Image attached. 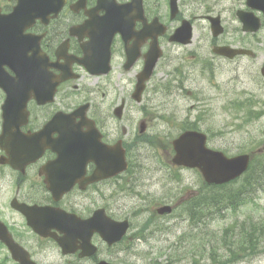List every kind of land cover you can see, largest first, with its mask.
Listing matches in <instances>:
<instances>
[{
  "label": "flooded vegetation",
  "instance_id": "af4514ba",
  "mask_svg": "<svg viewBox=\"0 0 264 264\" xmlns=\"http://www.w3.org/2000/svg\"><path fill=\"white\" fill-rule=\"evenodd\" d=\"M260 5L264 8V1ZM250 11L263 27L264 10L248 0H0V264L29 258L36 264L121 263L114 249L125 244L133 250L141 228L134 227L138 208L127 211L110 193L114 184L138 181L136 152L127 149L143 137L134 128L127 138L128 107L138 105L139 122L150 125L156 114L149 111L164 106L158 95L190 93L185 81L193 71L182 69L187 61L218 87L220 61L254 55L229 58L214 51L217 46L252 50L256 32L244 28L254 18L244 23L238 15ZM228 31L248 41L223 39ZM152 62L148 79L140 83ZM160 63L171 67L172 80L157 78ZM120 142L129 155L128 169L95 178L105 149ZM173 200L172 191L158 204L174 206ZM97 209L104 214L96 220L128 219L122 241L109 246L94 220L82 224ZM29 220L48 235L36 232ZM61 237L72 239L73 251L62 252Z\"/></svg>",
  "mask_w": 264,
  "mask_h": 264
},
{
  "label": "rangeland",
  "instance_id": "374dc122",
  "mask_svg": "<svg viewBox=\"0 0 264 264\" xmlns=\"http://www.w3.org/2000/svg\"><path fill=\"white\" fill-rule=\"evenodd\" d=\"M227 17V14H225ZM223 39L230 41L245 40L240 33L226 32ZM250 46L254 50L253 57H237L232 61H220L222 71L220 74V85L214 87L209 80L193 70L191 62L187 61L185 71L192 70L185 83L190 93L184 89L173 90L171 95H158L164 103L163 107L152 110L150 114H157V118L147 128V132L157 133L160 139L171 138L178 133L183 120L196 121L202 130L212 134L209 146L226 150L229 155H235L253 149L254 139L264 138V115L257 120L249 122L241 127L240 121L233 120L234 108L232 102L243 100L250 96L256 100H264V79L259 73L260 65L264 62V26L254 36L250 37ZM218 64V60H216ZM219 65V64H218ZM182 66V65H181ZM171 67L166 63H160L157 68V78L160 82L167 79L172 80ZM170 74V75H169ZM171 96V97H170ZM198 97V100L195 99ZM195 103L194 107H190ZM260 108V107H259ZM141 113L138 105L129 106L127 109V124L131 127L128 131L132 133L127 136L132 138L134 128L138 131V122ZM218 131H221L219 133ZM218 134H216V133ZM136 152L139 169L137 179H140L139 188L148 191L151 195L144 198L136 196V193L119 194L115 198L116 205L134 208L149 204L153 207V198H164L166 191L162 187L167 183L169 190H173L176 198L196 189L201 182V175L195 169L170 170L165 166L167 152L164 151L163 141L157 146H152L144 141H139ZM176 177L181 178L180 181ZM183 187L184 191H181ZM138 188V187H137ZM144 193V192H143ZM156 200V199H155ZM149 212H143L135 220L136 224L145 222ZM264 217V181L255 194L251 193L247 205L241 207L234 213L228 212L225 217L211 220L206 217L198 224H192L190 219L169 216L156 219L151 225L152 234L147 231L146 237L136 241V251L125 257L121 246L113 252L125 258L120 264H214L212 251L216 250V258H222L228 254L223 246L218 245L217 237L222 228L233 221L243 219L259 220ZM160 226L157 229L155 226ZM264 247V245H263ZM52 258L57 257L54 252ZM230 264H264V248L257 255H250Z\"/></svg>",
  "mask_w": 264,
  "mask_h": 264
},
{
  "label": "trees",
  "instance_id": "16d2710c",
  "mask_svg": "<svg viewBox=\"0 0 264 264\" xmlns=\"http://www.w3.org/2000/svg\"><path fill=\"white\" fill-rule=\"evenodd\" d=\"M242 181V182H241ZM264 181V154H253L248 170L244 174L238 187V180L230 183L209 186L203 184L199 191L190 198L188 205L189 217L192 222L203 216L213 219L222 216L229 209L236 210L246 203L247 192H254V184ZM237 188V189H236ZM234 210V211H235ZM231 254L230 259H240L248 254H256L264 245V217L259 220L234 222L224 227L218 241ZM225 263V261L217 260Z\"/></svg>",
  "mask_w": 264,
  "mask_h": 264
},
{
  "label": "water",
  "instance_id": "95a60500",
  "mask_svg": "<svg viewBox=\"0 0 264 264\" xmlns=\"http://www.w3.org/2000/svg\"><path fill=\"white\" fill-rule=\"evenodd\" d=\"M259 7L262 6L259 5ZM258 26V22H254L250 29L255 30ZM219 51L224 54L240 52L230 49H219ZM148 66L150 72L153 63H150ZM262 72L264 74V66ZM136 99L139 100L140 97L137 96ZM205 140L206 137L202 133L195 131L183 132L173 141V146L176 150L174 161L188 166L199 167L208 183H221L227 181L238 176L246 169L248 155L243 154L227 158L221 152L207 148L205 146ZM104 153L105 162L100 165V169L110 171L109 175H113L125 168L124 153L119 146L115 145L110 147L109 150L106 149ZM167 211H169L167 207L159 209L161 213ZM92 219L93 218H91V220ZM45 224L47 225L48 223L45 222ZM107 225L108 223H96L95 221V229L101 232L108 241H112L119 236L118 229L114 223H111L109 227ZM60 242L64 249L67 250L68 243L63 240H60Z\"/></svg>",
  "mask_w": 264,
  "mask_h": 264
}]
</instances>
